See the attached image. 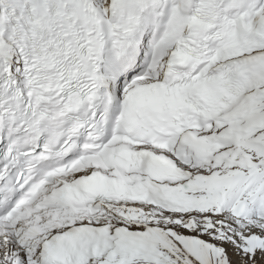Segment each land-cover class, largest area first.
Returning a JSON list of instances; mask_svg holds the SVG:
<instances>
[{
    "label": "snow or ice",
    "instance_id": "6c2138e0",
    "mask_svg": "<svg viewBox=\"0 0 264 264\" xmlns=\"http://www.w3.org/2000/svg\"><path fill=\"white\" fill-rule=\"evenodd\" d=\"M0 264H264V0H0Z\"/></svg>",
    "mask_w": 264,
    "mask_h": 264
}]
</instances>
